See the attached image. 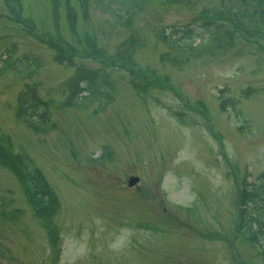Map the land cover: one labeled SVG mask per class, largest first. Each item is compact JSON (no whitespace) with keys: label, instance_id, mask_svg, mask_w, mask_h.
<instances>
[{"label":"rangeland","instance_id":"obj_1","mask_svg":"<svg viewBox=\"0 0 264 264\" xmlns=\"http://www.w3.org/2000/svg\"><path fill=\"white\" fill-rule=\"evenodd\" d=\"M12 1L0 0V143L24 153L62 204L44 222L25 181L0 162V264H264V234L254 243L234 222V178L264 184V27L236 30L235 0L152 1L128 27L94 0H21L17 20ZM185 24L229 32L234 43L220 55L189 51L180 64L162 59V29ZM31 26L80 57L58 60ZM8 54L37 69L3 68ZM131 66L169 81L140 91ZM80 67L114 81L106 105L67 101ZM26 84L52 101L46 132L16 115ZM198 101L207 115L192 108ZM131 174L141 177L135 186Z\"/></svg>","mask_w":264,"mask_h":264},{"label":"trees","instance_id":"obj_2","mask_svg":"<svg viewBox=\"0 0 264 264\" xmlns=\"http://www.w3.org/2000/svg\"><path fill=\"white\" fill-rule=\"evenodd\" d=\"M56 1L58 2L56 7H58V4H63V0ZM80 1L86 4L90 3V0ZM152 1L157 0H94L98 7L112 14L117 23L126 27L130 26L136 16L145 10ZM162 1L166 4H190L192 2V0ZM20 2L21 0H13L11 2L15 19L19 18L18 14H21L18 9ZM70 12L72 15V17H70L71 15L69 16L70 20L77 24L78 16L75 13L72 14V10ZM228 18L240 28H235L238 31L243 27L250 32H259V29L264 27V0H235V3L229 9ZM26 22L28 23L27 20ZM69 23L71 27H74L70 21ZM29 31L53 47L57 52L56 58L58 60L72 62L75 57H80L76 53V47L64 44L60 37H43V35L35 32V26L29 27ZM161 38L170 48L169 51L162 53V59L176 64L186 62L188 60L186 54L189 51L194 53L212 52L217 55L223 54L230 49L235 40L229 32H221L218 29L212 31L207 28H205V31H199L190 24L175 25L169 30L162 29ZM97 54L100 53L97 52ZM88 55L92 56L93 54L89 52ZM105 56L111 57V55L106 54ZM105 56L102 59L108 60ZM9 60L10 55L4 59L7 64H9ZM109 62L114 64L118 62V59L115 57L109 58ZM38 63L36 59H30L26 56L23 60L19 59L17 63L14 62L12 64L20 73H25L26 69L29 71L37 69L36 64ZM31 65L35 68L32 69ZM129 70L132 74L133 87L140 91L151 88L155 83L161 84L167 81L158 79L152 71H142L132 66ZM114 84L104 70L80 67L79 73L70 79L68 83L70 93L67 96V101L77 107L87 108L95 100H100L98 107L104 106L109 102L111 95L115 94ZM51 103V99H42L38 96L36 84H26L18 96L16 115L34 130L46 132L51 126H54V124L49 125L52 115ZM105 148L109 150L108 146ZM110 153L111 150L108 151L107 156ZM25 156L24 153L17 151L12 144L7 143L5 145L0 143V162L17 172L22 180L25 181L26 193L37 215L44 222L52 221L55 211L60 205V198L45 175L40 170L38 171L28 166L26 161L28 158H25ZM238 193L235 218L239 231L247 234L250 241L259 243L260 235L264 234V184H255L250 182L248 178H244Z\"/></svg>","mask_w":264,"mask_h":264},{"label":"water","instance_id":"obj_3","mask_svg":"<svg viewBox=\"0 0 264 264\" xmlns=\"http://www.w3.org/2000/svg\"><path fill=\"white\" fill-rule=\"evenodd\" d=\"M138 180V177H132L131 179H130V184H134L136 181Z\"/></svg>","mask_w":264,"mask_h":264}]
</instances>
